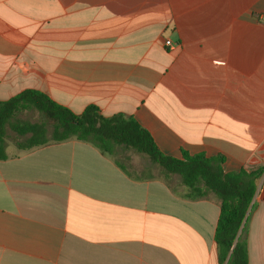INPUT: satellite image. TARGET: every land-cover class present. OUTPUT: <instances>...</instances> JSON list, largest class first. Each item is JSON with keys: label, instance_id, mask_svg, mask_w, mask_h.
Masks as SVG:
<instances>
[{"label": "crops", "instance_id": "0c3cea01", "mask_svg": "<svg viewBox=\"0 0 264 264\" xmlns=\"http://www.w3.org/2000/svg\"><path fill=\"white\" fill-rule=\"evenodd\" d=\"M28 89L132 116L165 155L263 168L248 249L264 264V0H0V101ZM7 143L0 264H220V207L178 175L129 176L76 138Z\"/></svg>", "mask_w": 264, "mask_h": 264}, {"label": "trees", "instance_id": "16d2710c", "mask_svg": "<svg viewBox=\"0 0 264 264\" xmlns=\"http://www.w3.org/2000/svg\"><path fill=\"white\" fill-rule=\"evenodd\" d=\"M37 112L38 122L17 120L22 112ZM9 130L19 150L49 146L71 138L88 142L104 155L115 158L116 164L129 176L130 153L144 155L162 169L161 177H180L191 200L208 198L220 207L215 232L220 264H249L248 220L253 198L263 168L226 172L222 155L182 153V158L165 155L152 134L134 117L121 114L107 117L96 105H89L76 114L55 102L44 92L28 89L9 100L0 101V160L7 159ZM26 137L25 140L20 138ZM137 178V177H136ZM139 179H142L139 178Z\"/></svg>", "mask_w": 264, "mask_h": 264}, {"label": "rangeland", "instance_id": "374dc122", "mask_svg": "<svg viewBox=\"0 0 264 264\" xmlns=\"http://www.w3.org/2000/svg\"><path fill=\"white\" fill-rule=\"evenodd\" d=\"M17 120H25L30 122H38L40 120V114L37 112H22L18 114ZM10 135V142L13 143V138H15L13 132L9 130ZM26 137L20 138V140H25ZM131 156V162L128 165L129 171L134 174L136 177H161L162 175V169L156 165L155 163H152L148 157L144 155H137L135 153H130ZM172 181V180H171Z\"/></svg>", "mask_w": 264, "mask_h": 264}]
</instances>
